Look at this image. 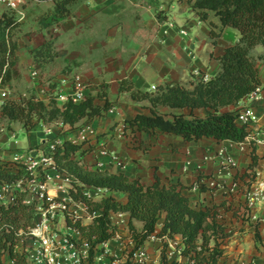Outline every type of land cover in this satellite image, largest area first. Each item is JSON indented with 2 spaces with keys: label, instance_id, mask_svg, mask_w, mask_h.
<instances>
[{
  "label": "crops",
  "instance_id": "crops-1",
  "mask_svg": "<svg viewBox=\"0 0 264 264\" xmlns=\"http://www.w3.org/2000/svg\"><path fill=\"white\" fill-rule=\"evenodd\" d=\"M193 1L80 0L72 5L69 17L59 25L45 28L40 18L54 9V0H26L19 10L0 4V18L14 16L19 23L11 34L19 47V75L7 87L11 98L35 95L46 105L54 100L57 107L63 110L75 89L84 86V100L94 98L95 104L101 107L106 102L111 103V108L101 116L83 119L75 126L55 121L40 123L29 131L22 123L2 117L0 106V157L3 160L27 158L47 152L52 146L62 145L65 141L78 144L84 141L82 130L90 127L91 131L85 134L88 141L85 148L92 147V150L77 156L85 171L125 175L148 186L157 181L166 188L184 186L182 193L191 207L196 210L214 209L217 221L225 228L227 237L218 239L223 251L218 264H264V203L246 210L243 189L234 187V184L247 182L250 170L264 169L263 149L252 153L246 144L240 145L231 140L203 137L197 141H186L176 134L126 129V121L138 114L151 115L152 110L149 99H134L128 86L152 93L166 85L179 84L192 89L193 76L209 80L220 72L217 57L239 40L240 33L236 29L225 27L214 44L210 25L208 21L200 20L193 11ZM210 20L219 23L212 13ZM168 22L174 26L169 27ZM183 29L186 35L180 33ZM48 43V49L37 52ZM263 54L262 45L251 51L260 70L262 85L264 61L259 57ZM122 85L126 89L122 90ZM247 105L249 101L245 96L236 106H229L224 111H238ZM250 105L253 115L264 121L262 103ZM157 111L169 118L191 113L190 109L167 106H158ZM193 113L206 117L208 110L195 109ZM17 131L28 134V147L23 148L19 142L7 147ZM220 152H223L222 156L205 161L206 156H215ZM45 168L49 176L46 185L48 197L56 203L66 204L82 219L83 224H91L93 217L88 214L86 205L73 201L70 195L72 186L62 180L61 173L51 162ZM84 192L95 201L109 196L122 204L128 201L125 193L108 189L85 186ZM9 194L0 186V201L8 202ZM43 202L47 207L42 208L39 204L41 211L33 210L34 223H43L57 239L68 234L81 245L82 250L85 249L82 235L68 227L65 212L51 208L48 201ZM253 216H257L258 220H254ZM164 218L165 214L153 237L136 249L129 229L130 214L112 212L111 219L118 228L117 235L100 245L105 248L107 256H101L98 264H119L122 260L112 261L109 257L127 248L128 252H133L131 260L135 264H159L166 242L168 257L171 253L168 262H173L174 248L184 244L180 235L169 241L156 237L162 230ZM53 220L59 221L63 234L54 232L56 225ZM133 225L138 231L144 226L136 219H133ZM36 248V239H28L18 246L22 252H34ZM139 251L146 253L145 259H139ZM177 260L182 264L188 262L185 256Z\"/></svg>",
  "mask_w": 264,
  "mask_h": 264
},
{
  "label": "trees",
  "instance_id": "trees-1",
  "mask_svg": "<svg viewBox=\"0 0 264 264\" xmlns=\"http://www.w3.org/2000/svg\"><path fill=\"white\" fill-rule=\"evenodd\" d=\"M54 1V9L40 18L44 28L59 25L72 14V5L80 0ZM191 7L200 20L208 21L214 44L225 27L236 29L240 33L239 40L217 57L220 72L209 80L193 76L192 89L179 84L166 85L152 93L128 86L134 99H149L152 110L151 115L138 114L126 121V129L176 134L186 141L209 137L220 141L243 142L246 131L237 125L238 111L224 109L236 106L242 98L262 85L260 70L251 51L258 45L264 47V0H194ZM211 13L218 18L219 23L210 20ZM18 24L14 16L4 15L0 18V77L4 87H8L12 79L19 75V47L11 35ZM49 47V43L44 44L37 52ZM259 59L264 61V54ZM121 89L126 87L122 85ZM94 101V98H87L75 103L69 99L62 110L54 100L46 105L35 95L20 99L10 97L2 104L1 115L11 122L22 123L27 131L40 123L55 121L75 126L81 120L101 116L111 108L110 102L101 107ZM158 106L190 109L191 113L188 116L179 114L169 118L157 111ZM195 109H206L208 114L206 117L196 116L193 113ZM87 142L84 140L75 144L65 141L56 146L52 155L55 167L72 178L70 195L73 201L84 203L88 214L93 217V222L89 225L83 224L81 218L73 222L67 217L68 227L76 229L88 243V256L83 264H96V254L105 251L100 245L116 236L118 228L112 222V212L130 214L129 229L136 249L155 234L156 227L165 214L162 230L156 235L157 238L173 239L180 235L184 244L183 255L195 260V264H218L223 255L218 239L225 236V228L217 221L214 209L192 208L188 198L182 193L185 188L182 185L166 188L157 181L148 186L140 180H130L125 175L85 171L77 156H83L92 150V147L85 148ZM24 168L27 166L23 163L0 157V185L12 188L13 184L20 181L32 180L30 172H26ZM85 186L125 193L128 201L122 204L113 196L95 201L84 192ZM25 198V193H20L12 203L0 201V264H10L5 260L6 256H9L11 264H29L26 253L18 249L21 242L25 243L32 237L31 230L36 227L33 221L35 207L26 204ZM133 219L143 223L141 231L133 225ZM212 241L215 244L210 246ZM166 247L167 243L164 244V250ZM160 264H169L164 251Z\"/></svg>",
  "mask_w": 264,
  "mask_h": 264
},
{
  "label": "built area",
  "instance_id": "built-area-1",
  "mask_svg": "<svg viewBox=\"0 0 264 264\" xmlns=\"http://www.w3.org/2000/svg\"><path fill=\"white\" fill-rule=\"evenodd\" d=\"M24 3H26V0H0V4H6L12 10H19V8ZM168 25L169 27L174 26L173 23L171 22H168ZM180 33L183 35H186L187 32L185 29H183V30H180ZM34 75L36 76L37 73L35 72ZM202 78L205 79L204 77ZM153 89H156V87H153ZM84 91H85L84 86L77 87L74 93L72 94V96L70 97V99H72L75 103L82 102L84 100ZM247 97H248L249 105L244 106L240 110H238V115H237V120H236L239 127H243L245 129L246 136L243 142H238V143L240 145L246 144L250 148L251 152L255 153L258 149L264 150V121L253 115L252 106L250 104L260 102L262 103L264 107V84L257 87L251 93H249ZM9 98H10L9 89L2 85V78L0 77V106H2L4 101ZM90 131H91L90 127H87L84 130H82L81 132L82 140H86L85 134H87ZM56 146L57 145L52 146L46 152L49 154L47 158H43L41 162H36V164L39 165L37 170L36 169L34 170L32 165L27 166L26 169H27V172H30L31 176L33 177L32 180L36 179L34 177L35 176L37 177L38 176L37 171L39 172V176L37 179L38 181L37 185L39 188L38 199H41L42 202L48 201L50 203L51 208H57L61 210L62 212H65L66 218L69 217L73 222H75L78 219L76 212L69 210L66 204L56 203L55 201L51 200L48 197V191H47L46 185H47V180L49 179V176L45 172V169H46L45 166L51 162L55 167V163H54L52 155L55 151ZM220 155L222 156L223 152H220L215 156H206L204 159L205 161H209V160L216 159ZM23 159H26V158H20V159L16 158L15 160L22 161ZM228 162H230V160H228ZM61 177L65 183H68L73 187L72 178L66 172L61 173ZM24 182L25 181H20L16 184H13L12 188L15 187L16 185L22 186ZM0 186L4 187L7 192H10L11 190L9 185H4V186L0 185ZM235 186L237 189H240V188L243 189V195L245 198L244 206L246 210L250 211L253 207L257 205L258 206L262 205L264 203V169L255 168V169L250 170L249 176L247 178V182L245 184H234V187ZM22 187L25 188V185H23ZM14 201L15 200L12 199V201H10L9 203H12ZM25 203L28 205H31L28 202V200H26V198H25ZM252 218L254 220H258L257 216H253ZM38 226L39 228H37ZM70 230L74 232H78L74 228H70ZM47 232L49 233L48 236L46 235ZM31 233H32V237L29 239L37 240V248L34 250V252L24 251V253H26V257L28 259L29 264H83L84 261L87 259V257H85L84 261L82 262V260L80 259L81 258L80 252L78 251L77 247L74 244H70L67 240L61 241L60 239H57L56 236H54V233H51V231L47 230V228L45 227L43 223L40 225H36V227L31 230ZM153 235L151 236V238L153 237ZM165 240L169 241L171 239L166 237L162 241H165ZM104 244L106 243H103L102 245ZM84 247L86 249L87 256H88L89 247L86 241H84ZM85 249H83V252H85ZM182 249L183 247L174 248L172 252L175 256V260H173V262L176 264H182L180 261L177 260V258L181 256H185L182 254ZM105 251L103 253H105ZM137 256L139 257L140 260H143L146 258L147 255L144 251H139ZM170 256H171V253L169 254V257ZM169 257L167 255V260L169 259ZM185 257L188 259L187 264H195V260L191 259L188 256H185Z\"/></svg>",
  "mask_w": 264,
  "mask_h": 264
},
{
  "label": "rangeland",
  "instance_id": "rangeland-1",
  "mask_svg": "<svg viewBox=\"0 0 264 264\" xmlns=\"http://www.w3.org/2000/svg\"><path fill=\"white\" fill-rule=\"evenodd\" d=\"M15 134H16V136H14L13 138L10 139L7 147L9 148L10 146H12L13 143H16V142L21 143L22 144L21 146H23V148L28 147V145H29L28 134L25 133V132H23V131H17V132H15ZM35 148H37V147H34V149ZM48 156H49V154L44 151L42 154H39V155L38 154H34V156L27 157L26 159H23L22 161L21 160H15V159L14 160H11V161H15L17 163H23L25 166H29V165L31 166L32 165L33 166V169L34 170L35 169L37 170L38 167H39V165L36 164V162H41V160L43 158H47ZM24 170L27 172V169L26 168H24ZM37 175L39 176V172L38 171H37ZM38 176L37 177L36 176L34 177V178H36V179H34L36 181H34V180H25L24 184H22V186L25 185V188L22 187L21 185H16L15 187L11 188L10 194L8 196V202H6V204H9V202L12 201V199L15 200L16 197H17V195H19L20 193H25L26 200H28V202L31 205H33V207H35V210L37 212H40L41 211L40 209H38L39 206L42 207V208L43 207H47V205L44 204V202H42L41 199H38V195H39V192H38L39 189H37V187H38V185H37ZM16 193H17V195H16ZM33 213H34V211H33ZM53 222L56 225L55 228H54V232L56 234H63V230L59 226V221L58 220H53ZM37 228H39V226ZM56 228H60V230H56ZM46 235L48 236L49 233L47 232ZM224 235L225 236H223V237L221 236L219 238V240L220 239H225L227 237L226 231H225V234ZM60 240L61 241L62 240H67L70 244H74L77 247L78 251L80 252V257H81L80 259L82 260V262L84 261V258L87 257V255H86V249H85V252H83V250L80 249L81 245L80 244H77L75 242V240L71 236H69L68 234H65L62 238H60ZM210 244L213 246L215 244V242L212 241ZM219 248H220V245H219ZM163 251L166 253V257H167V255H168L167 254V250H163ZM96 255H97L96 256V264H98V261H100L99 258L101 256H105V257L107 256L106 253H99V252ZM132 256H133V252H131V251L128 252V248H127L125 251L121 252L120 254L111 256L109 258L112 261L122 260V262H119V264H135L131 260V257ZM161 259H162V257L159 260V264L161 263ZM5 260L8 263L11 264L10 259L8 258V256L5 257ZM86 260L84 261V263L86 262ZM172 263L173 262H171L169 264H172Z\"/></svg>",
  "mask_w": 264,
  "mask_h": 264
},
{
  "label": "bare ground",
  "instance_id": "bare-ground-1",
  "mask_svg": "<svg viewBox=\"0 0 264 264\" xmlns=\"http://www.w3.org/2000/svg\"><path fill=\"white\" fill-rule=\"evenodd\" d=\"M38 232V231H37Z\"/></svg>",
  "mask_w": 264,
  "mask_h": 264
}]
</instances>
